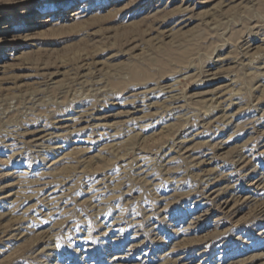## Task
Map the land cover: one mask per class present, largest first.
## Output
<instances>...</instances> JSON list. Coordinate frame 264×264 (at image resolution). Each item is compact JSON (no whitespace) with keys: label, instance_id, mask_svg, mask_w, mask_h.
<instances>
[{"label":"rangeland","instance_id":"obj_1","mask_svg":"<svg viewBox=\"0 0 264 264\" xmlns=\"http://www.w3.org/2000/svg\"><path fill=\"white\" fill-rule=\"evenodd\" d=\"M0 264H264V0H0Z\"/></svg>","mask_w":264,"mask_h":264},{"label":"bare ground","instance_id":"obj_2","mask_svg":"<svg viewBox=\"0 0 264 264\" xmlns=\"http://www.w3.org/2000/svg\"><path fill=\"white\" fill-rule=\"evenodd\" d=\"M66 6V7H65ZM65 6L64 7H62V8H64V9H67V8H69V6H68V4L66 3L65 4ZM189 7V6H188ZM46 22H48V21H51V19H47V20H45ZM43 22V21H42ZM89 113V112H88ZM233 117V116H232ZM26 227V226H25Z\"/></svg>","mask_w":264,"mask_h":264}]
</instances>
